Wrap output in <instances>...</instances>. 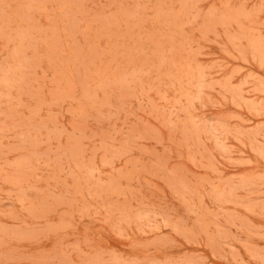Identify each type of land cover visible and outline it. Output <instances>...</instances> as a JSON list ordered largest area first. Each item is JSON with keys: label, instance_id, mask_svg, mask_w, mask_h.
Segmentation results:
<instances>
[{"label": "rangeland", "instance_id": "rangeland-1", "mask_svg": "<svg viewBox=\"0 0 264 264\" xmlns=\"http://www.w3.org/2000/svg\"><path fill=\"white\" fill-rule=\"evenodd\" d=\"M0 264H264V0H0Z\"/></svg>", "mask_w": 264, "mask_h": 264}]
</instances>
